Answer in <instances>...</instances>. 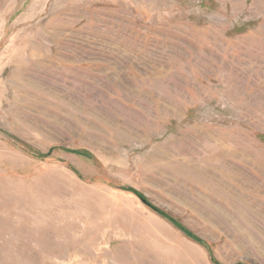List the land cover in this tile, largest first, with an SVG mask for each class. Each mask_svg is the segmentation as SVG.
<instances>
[{"label": "rangeland", "instance_id": "obj_1", "mask_svg": "<svg viewBox=\"0 0 264 264\" xmlns=\"http://www.w3.org/2000/svg\"><path fill=\"white\" fill-rule=\"evenodd\" d=\"M209 253L264 264V0H0V264Z\"/></svg>", "mask_w": 264, "mask_h": 264}, {"label": "trees", "instance_id": "obj_2", "mask_svg": "<svg viewBox=\"0 0 264 264\" xmlns=\"http://www.w3.org/2000/svg\"><path fill=\"white\" fill-rule=\"evenodd\" d=\"M34 155L38 156V157H43L45 155H41L39 153L33 152ZM132 192H134L138 197H144L140 192H138L137 190L131 188L130 189ZM145 198V197H144ZM146 199V198H145ZM147 200V199H146ZM146 205L153 211L155 212L157 215H159L161 218L165 219L166 221H168L170 224H172L175 228H177L180 232H182L186 237H188L189 239L204 245L207 249L208 246L205 243V241H203L202 239H200L197 235H195L192 231H190L187 227H185L184 225H182L175 217H173L171 214H169L168 212L164 211L163 209L156 207L154 205H151L148 201L146 202ZM210 254V260L213 264H219L214 258L213 256Z\"/></svg>", "mask_w": 264, "mask_h": 264}, {"label": "water", "instance_id": "obj_3", "mask_svg": "<svg viewBox=\"0 0 264 264\" xmlns=\"http://www.w3.org/2000/svg\"><path fill=\"white\" fill-rule=\"evenodd\" d=\"M143 203H146L147 200L144 197H139Z\"/></svg>", "mask_w": 264, "mask_h": 264}]
</instances>
